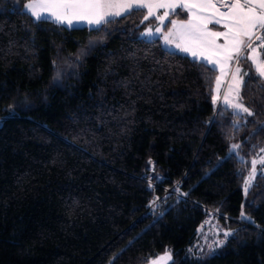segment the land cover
I'll list each match as a JSON object with an SVG mask.
<instances>
[{
	"label": "trees",
	"instance_id": "obj_1",
	"mask_svg": "<svg viewBox=\"0 0 264 264\" xmlns=\"http://www.w3.org/2000/svg\"><path fill=\"white\" fill-rule=\"evenodd\" d=\"M28 2L0 0V264H264V80L235 114L146 10L62 30ZM209 210L233 234L193 255Z\"/></svg>",
	"mask_w": 264,
	"mask_h": 264
},
{
	"label": "snow or ice",
	"instance_id": "obj_2",
	"mask_svg": "<svg viewBox=\"0 0 264 264\" xmlns=\"http://www.w3.org/2000/svg\"><path fill=\"white\" fill-rule=\"evenodd\" d=\"M159 8L170 11L180 9L191 13L192 18L186 21L170 20L171 28L164 35V40L167 44H173L174 38L178 40L175 47L190 54L194 58V64L197 62L196 58H199L202 62L200 66L211 64L212 71L220 65L223 75L224 68L230 62H236L237 67L232 79L237 95L241 84L238 78L241 58L252 61L259 77H264V60L258 59L256 55L258 49L264 47V0H219V5L213 0H170L169 3L159 0H29L23 5L24 14L38 23L51 22L62 30H68L76 29L81 22H86L97 32L105 31L107 26L120 22L118 17L127 19L135 12L144 10L145 20L155 17L163 24L169 16V11L156 16L154 10ZM213 21L217 25L222 24L226 31H209L207 24ZM161 30V27L157 26L155 32L159 33ZM141 36L152 37L153 29L148 27ZM221 37L225 43H216ZM255 41L259 43L253 47ZM245 52L247 55H243ZM54 79H59V73ZM219 83L217 78V88ZM224 100L226 105L236 110L235 114L244 112L249 116L253 115L242 103H233L227 97ZM238 148L237 144L231 145L230 155Z\"/></svg>",
	"mask_w": 264,
	"mask_h": 264
},
{
	"label": "rangeland",
	"instance_id": "obj_3",
	"mask_svg": "<svg viewBox=\"0 0 264 264\" xmlns=\"http://www.w3.org/2000/svg\"><path fill=\"white\" fill-rule=\"evenodd\" d=\"M156 13V16H160V14L158 13L157 9L154 10ZM166 20L165 19L163 21V24H161V22L159 20H157L158 22H160V26L161 29L165 26L166 24ZM153 29V36L152 37H145L142 36L145 39H153V38H157L156 36H159V33L155 32V29L157 26H150ZM146 30H144L143 32H145ZM177 42V40L174 38V43L172 45H166L173 50H177L180 53L181 52L179 49H177L175 47V43ZM259 43V41H255L253 43V47H256V45ZM176 51V52H177ZM243 55H247V52H245ZM258 59L264 60V58H262V56L260 55L259 49L256 53ZM241 69L240 73H239V79L241 80V84H240V88H239V94L237 95V92L235 90V87L233 85V74L235 73V68L237 67L236 62L233 64V66L231 67V69L229 70L228 74L223 76L221 71L220 74L217 75V78H219V88H217V83H216V98H215V102L217 107H220L221 105L230 108L233 112L236 113V110L233 109L230 105H226L225 104V100L224 98L227 97L229 101L233 102V103H242L240 99V91H241V87L243 85L244 82V78L246 74H249V72H253L256 75L259 76L258 72L256 71L255 65L252 64V61L250 60H245L243 58L240 59L239 61V65H238ZM264 80V77H261ZM231 89V91H230ZM244 105V104H243ZM245 106V105H244ZM246 107V106H245ZM240 115L243 116H247L248 113H244V112H240ZM214 218V217H213ZM211 219L209 222L203 224L201 230H200V236L197 240V242L193 245V247L190 249L189 253L193 254V255H198V256H204L207 254H211L213 252H216L217 249L219 247H221L226 240L232 236L233 231L229 228H224L221 226L220 222H218V220L216 219ZM167 254V255H166ZM173 258L171 256V254L169 252L151 260L148 264H170L172 262Z\"/></svg>",
	"mask_w": 264,
	"mask_h": 264
},
{
	"label": "crops",
	"instance_id": "obj_4",
	"mask_svg": "<svg viewBox=\"0 0 264 264\" xmlns=\"http://www.w3.org/2000/svg\"><path fill=\"white\" fill-rule=\"evenodd\" d=\"M159 2H162V3H169L170 0H159ZM213 2L216 3V0H213ZM217 5H218V4H217ZM177 10H178V9H176L175 11H177ZM157 11H158V13H159L160 15H162L165 11H169V15H170L171 13L175 12V11H170V10L165 9V8H159V9H157ZM185 11H186V10H185ZM221 11H225V9H221ZM186 12H187V11H186ZM187 14H188V16H189L188 19H191V18H192L191 13H188V12H187ZM210 14H211V13H210V11H209V15H210ZM149 18H155V17H149ZM155 19H156V18H155ZM188 19H186V20H188ZM157 20H158V19H156L153 23H151V26H160V22H158ZM168 20H169V16L167 17L166 23H167ZM173 20H178V21H181V22L186 21V20H183V19H173ZM84 26H85V27H93V26L88 25L86 22H81V23L79 24L78 27H84ZM149 26H150V24L145 28V30H146ZM170 28H171V25H170V24H169L168 27H166V24H165V26L162 28L161 33L159 34V36H156V37L159 38V39L161 40V42H162V44H163V46H164L165 48H167L168 50H171V51H177V50L170 49L167 45H172V44H167V45H166L165 40H164V35L170 30ZM207 29H208L209 31H213V32H216V31H226V30L223 28V25H222V24L217 25V24H215L214 21H213V22H210V23L207 24ZM258 34H259V33H258ZM177 42H179V41L177 40ZM216 43H218V44H224V43H225L224 38H223V37L219 38V39L216 41ZM177 52H178V51H177ZM259 52H260V48H259ZM179 53H180V52H179ZM184 54L189 55V56L191 57V55L188 54V53H184ZM260 55H261V53H260ZM192 58H193V57H192ZM196 59L199 60V58H196ZM221 63H223V59H222V57H221ZM234 63H235V61L230 62V63L224 68V74H223V76H225V75L228 74L229 70L231 69V67L233 66ZM209 65L212 66L211 64H209ZM212 67H213V66H212ZM216 69H217V71H218V74H220V65H217V66H216ZM216 83H217V80H216ZM215 95H216V84H215Z\"/></svg>",
	"mask_w": 264,
	"mask_h": 264
},
{
	"label": "built area",
	"instance_id": "obj_5",
	"mask_svg": "<svg viewBox=\"0 0 264 264\" xmlns=\"http://www.w3.org/2000/svg\"><path fill=\"white\" fill-rule=\"evenodd\" d=\"M216 3L219 5V0H216ZM215 214L216 213L214 211L209 210L208 211V214H207V217H206V219L204 221V224L207 223V222H209L214 217Z\"/></svg>",
	"mask_w": 264,
	"mask_h": 264
}]
</instances>
